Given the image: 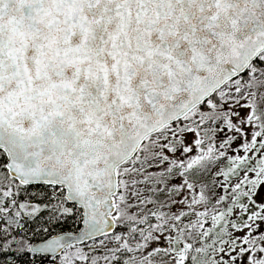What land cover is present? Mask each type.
Instances as JSON below:
<instances>
[{
	"label": "snow or ice",
	"instance_id": "6c2138e0",
	"mask_svg": "<svg viewBox=\"0 0 264 264\" xmlns=\"http://www.w3.org/2000/svg\"><path fill=\"white\" fill-rule=\"evenodd\" d=\"M0 264H264V0H0Z\"/></svg>",
	"mask_w": 264,
	"mask_h": 264
}]
</instances>
